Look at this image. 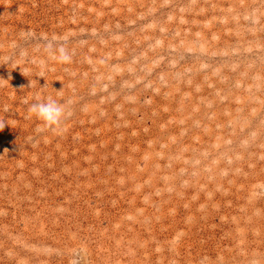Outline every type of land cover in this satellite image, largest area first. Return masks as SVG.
<instances>
[{"label": "rangeland", "instance_id": "1", "mask_svg": "<svg viewBox=\"0 0 264 264\" xmlns=\"http://www.w3.org/2000/svg\"><path fill=\"white\" fill-rule=\"evenodd\" d=\"M202 261L264 264V0H0V264Z\"/></svg>", "mask_w": 264, "mask_h": 264}, {"label": "clouds", "instance_id": "2", "mask_svg": "<svg viewBox=\"0 0 264 264\" xmlns=\"http://www.w3.org/2000/svg\"><path fill=\"white\" fill-rule=\"evenodd\" d=\"M48 48L51 50L53 44L49 43ZM59 60L61 63H69L71 61V56L64 47L59 48ZM29 114L30 118L34 115L39 121H41L44 129L53 131L60 129L71 115L67 103H60L52 96H48L42 101L38 100L37 102L32 103L29 108Z\"/></svg>", "mask_w": 264, "mask_h": 264}]
</instances>
